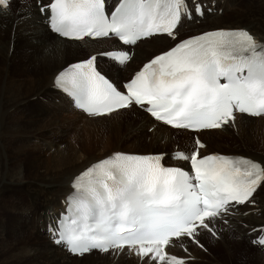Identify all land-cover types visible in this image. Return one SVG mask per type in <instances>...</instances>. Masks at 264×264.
I'll return each mask as SVG.
<instances>
[{
    "label": "snow or ice",
    "instance_id": "6c2138e0",
    "mask_svg": "<svg viewBox=\"0 0 264 264\" xmlns=\"http://www.w3.org/2000/svg\"><path fill=\"white\" fill-rule=\"evenodd\" d=\"M10 3L0 0V11ZM37 3L51 30L61 37L118 38L124 45L158 32L176 39L174 30L182 18L205 14L200 0H191L192 7L189 0H118L110 13L106 0ZM98 56L119 66L131 59L125 50L98 53L56 79L89 115L135 105L176 129L193 131L234 121V109L264 115V42L247 30H215L180 41L145 64L124 85V92L97 70ZM196 145L191 154L177 152L172 157L190 163V171L164 166L161 154L114 153L87 168L74 179V193L68 197L69 208L79 216L64 217L51 229L55 242L74 255L139 246L143 264H186L183 257L164 253V247H202V231L216 235L218 220L239 205L253 203L257 188L264 186L261 163L245 157L200 156L205 145L198 138ZM260 232L253 243L264 246V227Z\"/></svg>",
    "mask_w": 264,
    "mask_h": 264
},
{
    "label": "bare ground",
    "instance_id": "6f19581e",
    "mask_svg": "<svg viewBox=\"0 0 264 264\" xmlns=\"http://www.w3.org/2000/svg\"><path fill=\"white\" fill-rule=\"evenodd\" d=\"M115 1L106 0V5L112 7ZM42 2L47 3L48 0H42ZM200 2L205 14L200 17L193 15L191 19L182 18L178 29L174 30L177 32L176 39L160 32V34L137 41L135 45H121L110 37L92 40L86 37L82 40H68L61 37L49 29L48 20L39 11L37 0H11L9 8L0 11L5 28L7 29L9 26L12 31L8 42L5 39L0 41L1 59L7 65L15 59L24 63L26 69L21 71L24 76L27 75L25 74L28 72L27 67L31 70L34 69L39 74L36 75L38 81L33 84V87L25 90V93L17 92L18 94L14 95L10 103L3 104L0 96V137L7 133L3 119L10 118L11 114H23L27 107H31L33 110V112L31 111L33 114L26 116L28 118L26 121L32 126L41 127L44 125L43 120L46 119L44 116L51 121L56 119L52 118L54 113L60 117L61 113L58 109L60 106L56 101L61 103L62 109L67 112L65 115L67 117L62 121L72 122L80 118V121L88 124L118 117L117 115L121 112H134L132 116L128 115L129 122L124 123L123 132H120L122 135H119V142L126 141L128 143L125 148L109 146L97 149L87 155L81 154L75 149L39 151L37 152L39 153L38 164L30 163V166L33 165L31 168L37 170L33 174H30L28 170L27 173L24 172L19 166H14L13 171L10 172L6 166L5 154H0V255L3 262H7V264H45V262H51V264H71L73 262L72 264H77L83 257L88 258L91 254H96L102 259L108 257L109 264H128L131 261L134 264H143L142 258L137 255L139 246L132 250L125 247L123 251L110 249L108 252L94 253L96 250H92L84 255H74L67 251L62 244L55 242L56 238L51 234V229L59 224L60 212L66 211V196L71 191L73 177L87 168L90 163L119 152L152 153L163 155V160L168 165L187 167L186 162L172 157L177 152L188 154L189 135L193 133L182 129H172L153 119L144 109L135 105L101 116L84 115L71 103L69 96L64 91L55 87L54 78L57 72L72 62L84 61L88 56L91 57L98 53L122 49L131 55L130 61L124 66H119L111 59L101 56H98L96 61L97 70L110 78L116 86H119L132 78L154 57L176 47L182 39L208 30L244 29L257 41L264 42V0H200ZM189 7H192L191 0H189ZM220 8L223 11L219 14ZM207 12L210 14L207 15ZM2 24L0 25V37L5 36L6 32ZM54 59H58V61L50 67ZM9 80L13 82L12 78ZM3 88L4 86L0 89V95H2ZM17 88H20V85ZM20 116L25 117L24 115ZM233 116L235 119L228 123L229 127H224L228 125L224 124L217 129L195 131V133L200 132L205 135L202 136L203 140L200 136L198 139L205 147L210 148L206 154L244 155L264 165V152L254 149L257 153L255 155L251 153L253 150L248 147V145L251 147L252 143L256 145L264 143V115L255 117L245 113H234ZM121 121L116 124L117 128ZM44 127L47 129L46 126ZM148 128L149 133L145 134L144 131ZM27 130L29 129L18 130L17 126L8 129L10 133L19 132L20 137L24 138L22 140H26L23 145L27 147L31 143L33 150H36L38 146L35 143L40 139L38 138L40 136L34 135L31 141H28L27 135H30V132ZM24 131L26 133H23ZM171 131L180 134L177 137L181 138L179 142V146L182 145L181 148L174 147L177 142ZM215 132L219 134H216L218 137H213L212 133ZM150 134L151 137H149ZM222 136L224 137L221 138ZM147 137L154 143L153 146L158 143L160 150L155 147L145 148L144 143L148 141ZM193 139L195 143L192 140V147H195L196 150V140ZM224 139L236 140L240 147H233L242 153L234 151L233 147L227 151L218 149L220 146L223 147ZM205 147L201 149H205ZM201 149H199L200 156L206 155L201 153ZM27 154L32 156L34 153L27 152ZM41 155L44 156L42 159ZM260 189H264V186L257 188L253 203L239 205L218 220L215 224L216 235H212L208 231L201 232L199 239L202 248L198 249L194 244H185L188 251H183L179 245L166 246L164 253L168 256L183 257L186 264H203L204 262L205 264H264V246L253 243L262 234L260 229L264 227V198L259 197L262 194L258 193ZM3 191L6 194L11 193V197L15 195H20V197L9 199L6 195V199H1ZM7 207H11L10 211ZM233 233L236 234V238ZM205 248L208 249V252L202 250ZM212 248L217 250L216 253L220 258L212 256ZM204 253L209 258L204 256ZM211 257L216 258L213 260ZM157 264H163V262L157 261Z\"/></svg>",
    "mask_w": 264,
    "mask_h": 264
},
{
    "label": "rangeland",
    "instance_id": "374dc122",
    "mask_svg": "<svg viewBox=\"0 0 264 264\" xmlns=\"http://www.w3.org/2000/svg\"><path fill=\"white\" fill-rule=\"evenodd\" d=\"M222 11H223V9L220 8L219 14ZM231 13H233V12H231ZM250 13H252V12H250ZM208 14H210V13L207 12V15ZM2 21H3V18L0 17V25L3 23ZM2 25H3V28L6 29L4 26V23ZM5 31H6L5 36L0 37V41L2 39H5L8 42V40L12 36V31L10 30L9 26ZM57 61H58V59L57 60L54 59V61L50 65V67L52 65H54ZM25 69L26 68L24 67V63H22L21 61L16 60V59L14 61L13 60L10 61L8 65L5 64L3 62V60L1 59V55H0V85H2V87L4 86V88H3L4 90H3V92L1 91L2 95H0V96H1V100H2L3 104L10 103L12 98H14V95L16 96L18 93L19 94L25 93V90L33 87V84L38 81V80H36V79H38V78H36L37 77L36 75H39L38 72H36L34 69L31 70L30 68L27 67L28 72H26L25 74H27V75L24 76L21 73V71H24ZM32 71H35V72L32 73ZM28 73H32L34 75V77L32 74L29 75ZM13 77H15V78H13ZM9 78H12L13 82H11L9 80ZM18 85H20V88H17ZM2 87H0V89ZM11 89L13 91H10ZM56 103L60 106V108L58 107L59 112L61 113L60 117H58V115L54 113V114H52V118L54 117L56 119H54V120L52 119L53 121H51L49 118L44 116V118H46V119L43 118L44 119L43 120L44 125H42L41 127L32 126L30 123H28L26 121L28 119L26 116L28 114H33V113H31V111L33 112L31 107H27L23 114H19V115L13 114L12 115L11 113H9V114H11V117L10 118L7 117L6 119H3L4 127H6L7 133H5L6 135L2 134V137H0V147H1L0 148V154H5L6 166L10 172L13 171L12 168L14 166H19L26 173H27V170L30 174H33V172L35 173L37 170L32 169L31 167L33 165L30 166V163L36 162L38 164L37 156L39 155V153H37V152H39V151L45 152V151H50L51 149H52L51 151L75 149L77 152L87 155L90 152H95L97 149L104 148V147L118 146L120 148H125L128 146V143L126 141L119 142V135H122V134H120V132H123V130H122L123 125H124V123L129 122L128 120L130 118L128 115L132 116L134 113L133 111H130V113L121 112L117 115L118 117L110 118V119H103V121L85 124L84 121H80L81 120L80 118H77V119L73 120L72 122L67 121V120L62 121L63 118L67 117V116H65L67 112L65 111V109H62L61 103H59L57 101H56ZM41 108H39V109H41ZM136 112H138V111H136ZM141 112H143V111H141ZM34 114L36 115L37 113H34ZM20 115H24L26 118L23 116H20ZM46 116H50V115H46ZM61 116H62V118H61ZM12 117H15V118H12ZM236 119H238V118H236ZM118 121H121V124L117 128L116 124L118 123ZM14 126H15V128L17 126L18 130L29 129V130H27L28 132H30V135H27L28 141H31L32 136H34V135L40 136V137H38L40 139L36 140L35 145L37 144L38 148H40L41 150L38 148L36 150H33V145L31 143H29L30 145L25 147V145H23V143L26 140L25 141L22 140L24 138L20 137L19 132H16L17 134L16 133L14 134V133H12V132L10 133L8 131V129H11ZM44 126H46L47 129H45ZM224 127H229V124L224 126ZM23 133H26V132L24 131ZM144 133L148 134L149 128L146 129V131H144ZM171 134L177 142V145L175 144L174 147H176L177 149L181 148L182 145L179 146V142H180L181 138L179 139L177 137L180 134L175 133V132H172ZM197 134H199L200 138L203 140L202 136H205V135L201 134L200 132ZM216 134H218V133H216V132L212 133L213 137H218ZM149 137H151V134L149 135ZM149 137H147L148 141H145V143L143 142L144 147L147 149L155 147L157 150H160V148H158V143H156V145L153 146L154 143L152 141H149V139H148ZM176 137H177V139H176ZM223 137L224 136H222L221 138H223ZM14 138H16V139H14ZM193 138H194V134H190L189 135V140H190L189 144L190 145L188 146V150H187L188 154H190L193 151V149L195 150V147L194 148L192 147V140L195 143ZM19 140H21V141H19ZM223 141H224V142H222L223 147L220 146L218 148L221 151H227V149H231L233 146L240 147L239 143L236 140L233 141L232 139H226V140L224 139ZM176 142L174 141V143H176ZM131 143H133V142H131ZM159 144H161V143L159 142ZM40 145H41V147H40ZM248 147H249V149L251 148L253 150V151H251V153H253L255 155H257V153H256V151H254V149L257 151L259 150V151L264 152V143L263 144H257V145L252 143L251 147L249 145H248ZM255 147H258V148L256 149ZM2 149H3V151H2ZM232 149L234 151H238L239 153H242L240 150L234 149V147ZM200 151L202 154H206L207 151H210V148L207 146V147H205V149H201ZM27 152H33L34 154L31 156V154H27ZM5 156H3V157L5 158ZM41 156H40V158L42 159L44 156H42V157ZM0 167H1V163H0ZM258 193H262L259 197L261 199H263L264 198V189H261V191H258ZM2 194H3V196L1 199H4V198L6 199V195H8L9 199L20 197V195H15L14 197H11V193L6 194V192H4V191ZM7 208L10 211L11 207H7ZM234 236L236 238V234H234ZM195 246L198 249L202 248V247L197 246V245H195ZM206 246L210 249L208 244H206ZM202 250L204 252H208L207 248L202 249ZM211 252H212L211 253L212 256H217V258H220V257H218L219 256L218 253H216L217 250L212 248ZM94 253H99V251H95ZM203 255L206 256L207 258H209V256H207L205 253ZM107 258L102 259L101 257L97 256L96 254H91L88 258L83 257L81 260H79L77 262V264H109V261L107 260ZM215 258L216 257H211V259H213V260ZM48 263L51 264V262H45V264H48ZM0 264H7V262L2 261L1 255H0ZM128 264H134V263L131 261V263H128ZM203 264H205V262Z\"/></svg>",
    "mask_w": 264,
    "mask_h": 264
}]
</instances>
